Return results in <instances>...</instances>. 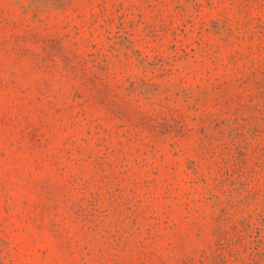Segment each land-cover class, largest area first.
I'll return each instance as SVG.
<instances>
[{"label":"rangeland","instance_id":"1","mask_svg":"<svg viewBox=\"0 0 264 264\" xmlns=\"http://www.w3.org/2000/svg\"><path fill=\"white\" fill-rule=\"evenodd\" d=\"M0 264H264V0H0Z\"/></svg>","mask_w":264,"mask_h":264}]
</instances>
